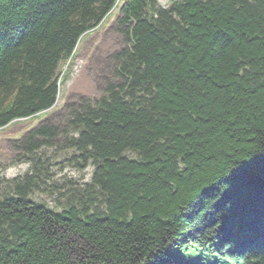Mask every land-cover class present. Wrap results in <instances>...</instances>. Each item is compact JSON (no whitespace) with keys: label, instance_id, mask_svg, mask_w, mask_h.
Masks as SVG:
<instances>
[{"label":"trees","instance_id":"1","mask_svg":"<svg viewBox=\"0 0 264 264\" xmlns=\"http://www.w3.org/2000/svg\"><path fill=\"white\" fill-rule=\"evenodd\" d=\"M116 1L0 0V128L56 103L61 64ZM119 12L112 80L71 108L77 136L60 147L93 178L60 187L62 214L39 206L38 173L51 178L35 155L60 130L15 143L33 167L0 178V264H194L190 248L199 264H264L263 239L247 258H220L217 239L264 179V0H126Z\"/></svg>","mask_w":264,"mask_h":264},{"label":"rangeland","instance_id":"2","mask_svg":"<svg viewBox=\"0 0 264 264\" xmlns=\"http://www.w3.org/2000/svg\"><path fill=\"white\" fill-rule=\"evenodd\" d=\"M173 1L175 0H159V3L165 7ZM124 4L125 0H117L112 12L97 28L81 36L72 55L61 64L59 94L56 103L31 117L15 119L10 124L0 128V178L7 181L24 177L29 172L31 173L33 167V162L22 160L24 154L17 150L14 144L22 143L30 132L45 123L59 128V135L53 142L54 145L57 144V147L44 149L35 155L43 157V160H49V166L52 165V167L43 164V170H48V177L51 180L45 181V173H38L39 188L34 189L28 198L29 201L39 204V206L45 205L51 208L57 214L65 212L63 207L67 199L61 197L60 187L82 189L83 185L90 184L93 178L94 166L81 167V162L75 161L77 153L72 150L62 151L60 147L77 136L75 133L77 131L70 125L73 107L77 109L78 106L75 105L98 100L103 95L107 83L112 80L114 69L112 56L125 47L124 39L117 30L119 11ZM78 84L82 85L78 86ZM260 176L264 178L262 171ZM261 187L256 188V191L254 190L257 194L256 199H258L255 203L260 200L261 196L264 200L263 182ZM246 199V201H242L243 205L247 204L246 207L251 208V199ZM257 217V219L262 218V216ZM231 222L229 220L223 226L230 228L235 233L239 227L236 221L233 224ZM260 232V230L255 229L256 235L251 237L264 240V235H262L264 229ZM190 249L191 252H187V256H184L188 259L186 262L199 264V260H203L202 255L196 252L197 250ZM212 263L216 264L214 261Z\"/></svg>","mask_w":264,"mask_h":264},{"label":"bare ground","instance_id":"3","mask_svg":"<svg viewBox=\"0 0 264 264\" xmlns=\"http://www.w3.org/2000/svg\"><path fill=\"white\" fill-rule=\"evenodd\" d=\"M112 10L110 11V13L112 12ZM80 85L82 84H78V86ZM262 182L264 183V179H262ZM250 185L251 182L247 181L239 187V190L242 193V191H244L243 189L246 187L248 188V186ZM254 190L256 191L255 187L252 185L247 191L254 192ZM256 198H251V202H252L251 209H246L242 202L243 199H240L238 203H236V207H234L235 209L231 210L230 215L221 218V220L223 221L221 225H226L224 223L229 220L232 221L231 224L235 223L236 221L239 230L236 233H233V231L230 228L228 227L226 228L224 226L225 227L224 232L226 234L224 236L221 234L222 236H219L217 239H220L218 240L220 241V243L223 242V244L229 247L228 249H225L223 252L220 250L219 252L220 258H226L230 256L247 258L249 256V250L251 246H254L255 244V241L251 236L256 235L255 229L260 230L262 232V227L264 226V200L262 199L261 196L260 200L257 203H255L258 200ZM242 213H244L245 215L242 219L241 217H237ZM257 216H262V218L257 219L258 218ZM182 252H185V250ZM212 260L215 261L216 264H219L221 261V259L215 260L214 258L208 259L207 261L212 263Z\"/></svg>","mask_w":264,"mask_h":264}]
</instances>
